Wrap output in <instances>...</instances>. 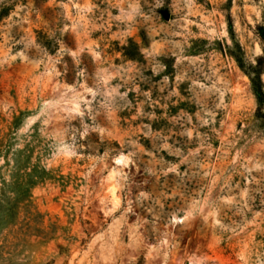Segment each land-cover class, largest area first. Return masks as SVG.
<instances>
[{
	"label": "rangeland",
	"instance_id": "374dc122",
	"mask_svg": "<svg viewBox=\"0 0 264 264\" xmlns=\"http://www.w3.org/2000/svg\"><path fill=\"white\" fill-rule=\"evenodd\" d=\"M263 29L264 0H0V264H264Z\"/></svg>",
	"mask_w": 264,
	"mask_h": 264
},
{
	"label": "trees",
	"instance_id": "16d2710c",
	"mask_svg": "<svg viewBox=\"0 0 264 264\" xmlns=\"http://www.w3.org/2000/svg\"><path fill=\"white\" fill-rule=\"evenodd\" d=\"M260 38H261V41H262V45H263V50H264V29H263V32H261L260 34ZM264 59V57H260L259 60H258V64L260 61H262Z\"/></svg>",
	"mask_w": 264,
	"mask_h": 264
},
{
	"label": "bare ground",
	"instance_id": "6f19581e",
	"mask_svg": "<svg viewBox=\"0 0 264 264\" xmlns=\"http://www.w3.org/2000/svg\"><path fill=\"white\" fill-rule=\"evenodd\" d=\"M114 173H115V172H114ZM114 188H115L114 186L111 187V189H112L113 191H114ZM112 190H111V191H112ZM114 198H115V197H114ZM114 198H113V204L116 205V204H117V200H115Z\"/></svg>",
	"mask_w": 264,
	"mask_h": 264
}]
</instances>
